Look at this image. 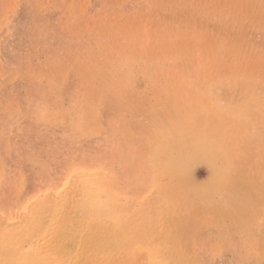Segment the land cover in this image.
<instances>
[{
    "label": "rangeland",
    "instance_id": "obj_1",
    "mask_svg": "<svg viewBox=\"0 0 264 264\" xmlns=\"http://www.w3.org/2000/svg\"><path fill=\"white\" fill-rule=\"evenodd\" d=\"M259 3L0 0V264H264ZM159 129L207 155L153 164Z\"/></svg>",
    "mask_w": 264,
    "mask_h": 264
},
{
    "label": "bare ground",
    "instance_id": "obj_2",
    "mask_svg": "<svg viewBox=\"0 0 264 264\" xmlns=\"http://www.w3.org/2000/svg\"><path fill=\"white\" fill-rule=\"evenodd\" d=\"M260 1V3L259 4H261V5H264V0H259ZM262 1V2H261ZM259 9V8H258ZM250 10V9H249ZM260 10V9H259ZM194 12V11H196V9L194 8V7H191V10H190V12ZM238 11H239V9H238ZM260 12L261 13H259V20H261V21H263L264 22V11H263V13H262V11L260 10ZM258 13V12H257ZM257 17V16H256ZM262 17V18H261ZM258 19V18H257ZM224 21V20H223ZM173 23V22H172ZM170 25V24H169ZM172 25V24H171ZM178 25V24H177ZM230 25V24H229ZM182 26V25H181ZM172 27V26H171ZM175 27V25L172 27V28H174ZM171 28V29H172ZM178 28V27H177ZM181 28V27H180ZM167 29V28H166ZM186 31V30H185ZM184 31V32H185ZM258 31H259V29H258ZM173 32V31H172ZM175 32V31H174ZM178 32V31H177ZM30 45V44H29ZM250 45V44H249ZM251 46V45H250ZM252 47V46H251ZM255 49V48H254ZM257 49V48H256ZM255 49V50H256ZM249 50H250V48H249ZM253 50V49H252ZM254 51V50H253ZM250 52V51H249ZM248 52V53H249ZM252 52V51H251ZM254 52H256V51H254ZM258 52V51H257ZM234 53V52H233ZM247 53V52H246ZM247 53V54H248ZM235 54V53H234ZM245 54V53H244ZM246 54V55H247ZM255 54V53H254ZM258 54V53H257ZM253 54L251 53V56H252ZM151 70V69H150ZM146 71V70H145ZM148 71V70H147ZM149 72V71H148ZM174 72V71H173ZM145 73H147V72H145ZM245 73V72H244ZM249 73V72H248ZM151 74H152V72H151ZM251 74V73H250ZM249 74V75H250ZM147 75V74H146ZM179 75V74H178ZM251 75H254L253 73L251 74ZM236 76H238V75H236ZM247 76V75H246ZM232 77V76H231ZM239 77H241V76H239ZM248 77H252V76H248ZM247 77V78H248ZM258 77V76H257ZM177 78H179V80L178 81H181V79L183 78L181 75H179V77H174L172 80L170 79V82H172L173 81V85H175L174 83L175 82H177L176 81V79ZM254 78V77H253ZM155 79V78H154ZM200 79V78H199ZM229 79V78H228ZM235 79V78H234ZM239 79H241V78H239ZM249 79V78H248ZM197 80V79H196ZM242 80V79H241ZM240 80V81H241ZM244 80V79H243ZM247 80V79H246ZM245 80V81H246ZM256 80H258V79H256ZM229 81V80H228ZM232 82H233V80H231ZM239 81V82H240ZM260 81V80H259ZM226 82H227V80H226ZM238 82V83H239ZM240 83H243V82H240ZM245 84H241V86L240 87H238L239 88V91H240V93H241V95L245 98V97H250L251 95H252V92L250 91V88H248V87H246V86H244ZM255 86V85H254ZM258 86V85H257ZM227 87V86H226ZM259 87V86H258ZM171 88V87H170ZM219 88V87H218ZM164 89H166V90H168L169 91V87H168V85L167 84H164ZM172 89L173 90H176V89H178V88H176V87H174V86H172ZM235 89V86H234V88H226V90H231V91H233ZM259 89V88H258ZM173 90H170V91H173ZM220 90H222V89H220ZM255 90H257L256 88H255ZM250 95V96H248V94ZM246 99V98H245ZM256 106H257V104H256ZM172 122V123H171ZM170 122V124L168 123L167 124V126L165 127L166 129H167V131H169L170 129H177V128H174L175 126V124H174V122L173 121H171ZM262 122V121H261ZM257 123V125L259 126V124H258V122H256ZM260 126H261V124H260ZM259 128V127H258ZM160 130V129H159ZM259 130H261V129H259ZM161 131V130H160ZM262 131V130H261ZM254 134V133H253ZM264 134V133H263ZM159 135V134H158ZM161 136V140H162V143H161V145H159V147L157 148L158 149V151H159V153H158V156H157V158H155L153 161H152V163L153 164H156V165H161V166H163V167H165L166 168V171L168 170L169 172H172V173H174V171H177L178 173H180V172H184L186 169H189L188 167H190L193 163H195V162H197V161H199V160H201V159H203V157H205L206 155H207V150L205 149V147H204V145H202V144H200V141H201V139L200 138H196V139H193V140H186L185 142H182V143H180V144H178V145H175V146H170V145H166V144H164L165 142H171L172 141V139H174L175 138V136L174 135H172V134H170V133H168V132H164V131H161V134H160ZM191 139V138H190ZM181 141V140H180ZM177 143V142H176ZM223 165V164H222ZM232 171H230L228 174L227 173H221L220 175H218L217 174V172H215L214 173V175L213 176H215L214 178H217V180H218V183H219V192L220 193H222L223 194V196L224 197H226V198H228V199H231V202H233V204H231L232 206H235L236 207V205L238 204V203H240L239 202V199H234V197L232 196V192H235V191H239V190H241L240 188H239V186H241L242 187V185L240 184L241 182H242V176H241V174H240V171H238V169L235 167V169H231ZM165 171V172H166ZM263 175H264V173H263ZM176 176V175H175ZM166 177V176H165ZM240 179V180H239ZM240 181V182H239ZM212 182V181H211ZM202 186V185H201ZM205 186H202V187H194V189H193V191H195V192H202L203 191V188H204ZM234 188H235V190H234ZM94 190V189H93ZM241 191H243V190H241ZM86 192V191H85ZM243 193H245L244 191H243ZM247 193V192H246ZM251 194V193H250ZM251 195H253V194H251ZM247 196H248V193H247ZM206 199V198H205ZM53 201V200H52ZM206 201V200H205ZM53 203V202H52ZM51 203V204H52ZM57 203V202H56ZM55 203V204H56ZM243 203V202H242ZM50 204V203H49ZM246 204V203H245ZM36 206H37V203H36ZM39 206V205H38ZM50 206V205H49ZM56 206V205H55ZM58 206H60V204L58 205ZM234 207V208H235ZM240 207V206H239ZM48 208V207H47ZM51 208V207H50ZM53 208V207H52ZM60 208V207H59ZM52 211H54V209L52 210ZM50 212V211H49ZM53 213V212H52ZM57 213V212H56ZM58 216V215H57ZM56 218V217H55ZM104 218V217H103ZM135 221H136V219H134ZM104 222V221H103ZM101 226V224H97L96 226ZM104 224H102V226H103ZM86 227H88V225L86 226ZM85 227V228H86ZM89 227H92V226H90L89 225ZM88 227V228H89ZM85 228H83V229H85ZM103 228V227H102ZM100 229V228H99ZM113 229V228H112ZM111 229V230H112ZM88 230V229H87ZM90 230H91V228L89 229V232H90ZM114 230H115V228H114ZM150 230V233H153V230L152 229H149ZM85 231H86V229H85ZM84 231V232H85ZM146 232V231H145ZM76 233V232H75ZM83 233V232H82ZM81 233V234H82ZM104 233V232H103ZM101 234V235H105V234ZM56 234V233H55ZM113 234H116L115 233V231L112 233V236H113ZM68 235V234H67ZM78 235V234H77ZM80 235V234H79ZM117 235V234H116ZM115 235V236H116ZM146 235H149L148 233L146 234ZM228 235V234H227ZM102 236V237H103ZM111 236V237H112ZM60 237H62L61 235H60ZM79 237V236H78ZM77 237V238H78ZM99 237H100V235H99ZM146 237V236H145ZM263 237V236H262ZM74 238V237H73ZM75 239V238H74ZM99 239V238H98ZM104 239H105V236H104ZM113 239H115V238H113ZM9 240V239H8ZM59 240V239H58ZM58 240H57V242H58ZM61 240V239H60ZM81 240V239H80ZM3 241H5V240H3ZM3 241H2V238L0 237V245L3 243ZM7 241V240H6ZM10 241V240H9ZM76 241V240H75ZM81 242V241H80ZM94 242V241H93ZM115 242V241H114ZM10 243V242H9ZM37 243V242H36ZM35 243V244H36ZM39 243V242H38ZM43 243V242H42ZM61 243H63V242H61ZM60 243V244H61ZM79 243V242H78ZM99 243V242H98ZM101 243V242H100ZM109 243L110 244H112V242H110L109 241ZM11 245H12V243H10ZM9 244V245H10ZM56 244V243H55ZM57 244H59V243H57ZM80 244V243H79ZM115 244V243H114ZM113 244V245H114ZM40 245V244H39ZM43 245H44V243H43ZM62 245V244H61ZM76 245V244H75ZM35 246V245H34ZM33 246V249H35V247ZM66 246V245H65ZM95 246V245H94ZM97 246V245H96ZM41 247H42V245H41ZM40 247V248H41ZM105 247V246H104ZM64 248V247H63ZM4 249V248H3ZM58 249V251H59V248H57ZM105 249V248H104ZM5 250V249H4ZM100 250V249H99ZM107 250V249H106ZM30 252H31V248H30V250H29ZM34 251V250H33ZM37 251V250H36ZM39 251V250H38ZM100 251H102V250H100ZM55 252V251H54ZM105 252V251H104ZM17 253H20V251L18 250V252ZM23 253V252H22ZM34 253V252H33ZM38 252H36V254H37ZM56 253H57V251H56ZM72 253V252H71ZM27 255H29L30 256V258L32 257V254H29V253H26ZM25 254V255H26ZM24 255V254H23ZM35 255V254H34ZM40 255V254H39ZM15 256L16 257H18L17 259L15 258V257H12V258H14V259H16L13 263H15L16 261L17 262H20V261H24L26 258L27 259H29L27 256L25 257V259H22L21 257L22 256H18L17 254H15ZM36 256V255H35ZM45 256V255H44ZM43 255L41 256L42 258L44 257ZM50 256V255H49ZM49 256H48V259H49ZM58 256V255H57ZM37 257V256H36ZM51 257H53V256H51ZM262 257V256H261ZM54 258V257H53ZM4 259H6V257H4ZM32 259H33V257H32ZM34 259H36L35 257H34ZM33 259V261H35V262H37V263H39L38 261H40V263L42 262V259H40L39 258V260L37 261V259L36 260H34ZM45 259H47V255H46V258ZM52 259V258H51ZM50 259V260H51ZM55 259H56V257H55ZM30 260V259H29ZM29 260H27V261H29ZM53 260V259H52ZM26 261V260H25ZM46 261H48V260H46ZM45 261V262H46ZM8 262V261H7ZM7 262H6V264H7ZM12 262V261H11ZM35 262H33L34 264H37V263H35ZM52 262V261H51ZM12 263V264H13ZM22 263V262H21ZM28 263H30V262H28ZM32 263V262H31ZM4 264V263H3ZM51 264V263H50Z\"/></svg>",
    "mask_w": 264,
    "mask_h": 264
}]
</instances>
